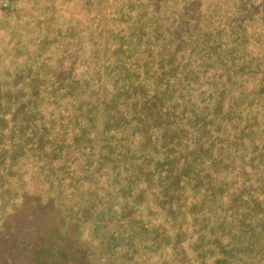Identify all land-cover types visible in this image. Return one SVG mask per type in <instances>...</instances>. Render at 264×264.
<instances>
[{
    "label": "rangeland",
    "instance_id": "obj_1",
    "mask_svg": "<svg viewBox=\"0 0 264 264\" xmlns=\"http://www.w3.org/2000/svg\"><path fill=\"white\" fill-rule=\"evenodd\" d=\"M9 2V10L0 7V264H35L31 254L39 248L42 264H49V259L50 264H61V259L52 258L59 248L69 255L62 258L64 264H211L210 259L196 254V243L205 251L211 245L209 239L217 237L216 245L226 247L236 235L240 236L238 242L247 244L248 234L235 231L247 229L248 223H258L262 217L227 210L232 194L240 192L239 185L230 187L219 206L207 207L199 192L193 199L182 197L177 205L163 208L159 201L165 199L157 190L146 191L137 200L136 193L147 187L146 182L131 184L128 189L130 166L125 154L115 165L97 168L87 153L88 148L105 145L103 140L96 142L97 125L110 111L108 102L117 91L113 88L120 89L115 87L116 70L119 73L128 67L145 73L147 63L159 66L172 53H176L173 59L181 72L194 78L183 92V102H200L209 94L213 102L214 91L222 87L218 85L221 67H232L239 77L243 71L246 76L242 79L252 73L250 80L234 82L244 89L260 84L261 94L254 97L250 109L241 97L235 101L240 116L254 117L255 139L263 143L264 0ZM224 54L234 57V62L226 64ZM217 56L221 61L216 62ZM258 68L262 75L254 76L260 73ZM28 69L34 75L25 74ZM142 73L140 77L147 76ZM34 78L33 84L30 79ZM20 79L25 82L18 83ZM222 99L225 111L220 117L236 103L228 95ZM82 127L87 132L84 153L76 151L70 140ZM132 129L137 126H129L125 133L122 128L109 132L122 137L118 144L122 152L145 143L136 133L130 136ZM232 129L224 126L220 139L229 138L227 132ZM32 131L24 150L23 139ZM40 138L63 144L58 149L54 145L52 149L50 143L43 146L53 151L47 157L37 147ZM92 155L97 157L96 152ZM249 157L247 154L244 163L236 162L233 176H240L243 164L246 171L263 174L261 168L245 166ZM224 171L228 173L226 168ZM213 177L219 180L217 175ZM252 183L248 192L241 191L244 197L247 193L261 195L256 179ZM129 191L132 197L126 195ZM189 222L194 230L187 229ZM256 233L253 248L261 247L262 262L264 228ZM168 235L171 245L156 250L154 244L164 243Z\"/></svg>",
    "mask_w": 264,
    "mask_h": 264
},
{
    "label": "trees",
    "instance_id": "obj_2",
    "mask_svg": "<svg viewBox=\"0 0 264 264\" xmlns=\"http://www.w3.org/2000/svg\"><path fill=\"white\" fill-rule=\"evenodd\" d=\"M193 48H198L197 43L194 44ZM173 56H176V53L170 54L167 61L162 62L159 66H154L152 62L147 63L145 73L133 71V69L128 67H123V70H119V73L116 70L117 84L115 87L120 89L113 88L117 91L115 94L112 93V97L108 102L110 111L104 114L103 121L97 125L96 136L98 138L96 142L99 144L103 140L105 145L96 148V151L88 148V160L91 163H97V168H99L105 165H115L116 162L120 161L121 154H125L124 156H126L130 166L131 181L128 189H130L131 184L137 185L146 182L147 187L136 193L137 200L140 202L141 197L139 195L141 196L146 191L153 192L157 190V194L162 196V199H165L164 201H159L160 206L163 208L166 205H177V200H181L180 198L182 197L193 199L199 192L204 194L203 201L209 204L207 207L219 206L222 205V200L227 198L230 193L228 192L230 187L234 184L239 185L240 192L236 195L232 194L234 198L231 206L229 203L227 210L231 214L239 216L257 218L258 216L256 215H259L262 217L258 223L257 221L248 223L247 229H237L235 231V233H241L243 236L248 234L249 238L247 239L249 242L247 244L238 242L240 236L234 235L231 244L225 247L219 243L216 245L217 237H215L214 239H209L211 245L206 249L207 251H204V247L200 246V243L198 245L196 243L195 248L198 250H196V254L210 259L212 261L211 264H243L246 262L252 264L254 261H256L255 264H264V261H260L261 247L253 248V242L256 243L257 240L256 230L264 228V163H262V160L264 161V142L261 143L255 139L256 129L252 130V126L257 125V122H255L254 117L252 120V116H250V120L244 119L243 115L240 116L241 111L238 110L239 102L235 101L236 98L241 97L246 107L250 109L249 105L254 102L256 95L261 94L262 87L259 84L257 87L244 89L243 86L235 83L234 80L238 79L245 82L251 79L252 73L249 74V77L242 79L244 78L243 76H246V73L241 71L242 77H239L232 67L225 66L220 68L218 85L222 87L214 91L216 98L213 99V102H211L212 94L206 95L200 102H192L187 99L183 102L182 98L185 96L183 92L186 87L192 86L190 82L194 78L192 76L187 77L185 71L181 72ZM222 60L228 64L229 62H234L235 59L224 54L222 55ZM217 61H221L218 56L216 57ZM250 61L253 65L255 64L252 58ZM139 65L141 70H143L141 63ZM258 69L260 73H254V76L262 75L261 69ZM28 72L32 74L29 69L24 71L25 74ZM141 73L147 74V76L140 77ZM182 74H184L183 77ZM262 78L263 82L264 75ZM35 79H30V81L34 84ZM24 80L20 79L18 83H22ZM7 86H11L10 83ZM231 94L236 96L234 97ZM224 95H228L236 103H234V107H229L225 115L220 117L221 111H225L222 99ZM8 96L13 95L11 93ZM118 106L120 108L116 111ZM19 110L17 108L16 111L18 112ZM112 116L114 119H112ZM217 118L220 120L217 121ZM243 119L244 121H242ZM72 120L75 123L78 122L75 117ZM89 120L91 119L89 118ZM231 120L232 123L230 122ZM225 121L227 123L224 125ZM135 125L137 129H132L133 132L129 133L130 136H134L136 133L140 139L143 138L145 143H139L133 149H127L122 152L118 145L120 139L122 141V137H120V134L117 137V133L110 134L109 132L115 128H122L121 132L125 133L129 126L134 127ZM224 126H226V129H233L227 132V137L229 138L221 140L220 137L223 136L221 130ZM228 126L230 127L228 128ZM33 132L30 135H25L21 146L22 149L26 150L28 148V138L34 135ZM86 133V129L82 127L79 130V134L72 133L70 135L72 144L76 145V151L84 153L87 150H84L82 145L85 143L86 139L84 136ZM109 134L110 136H108ZM87 140L91 141L90 138ZM216 142L219 143V147H216L218 144ZM248 142H251L252 145L248 146ZM49 143L52 149V145L58 149L63 144L60 141L45 142L40 138L37 147H40V152L46 153L47 157L51 156L53 151L51 149H42V147ZM221 143L225 146H221ZM215 147L218 152L214 151ZM93 152L97 153V157L92 155ZM247 154L250 157L247 158L245 166L253 170L261 168L263 169V174L258 175L254 171L248 172L244 169L243 164L241 166L243 172L240 176H233L232 170L236 168V162L241 161L244 163ZM225 168L228 173L224 171ZM213 175H217L219 180ZM235 178H237V181ZM255 179L258 182L257 187L261 195L247 193V196L244 197L245 193L243 194L241 191L244 190L246 192ZM204 190L209 191V193ZM126 195H131V191ZM87 209L89 208L87 207ZM200 209L203 210V206ZM177 210H180L179 207H177ZM189 211H193V208H189ZM167 212L169 213L170 209ZM224 222L225 220L223 219V224ZM187 226V229L194 230L190 222L187 223ZM187 238L182 239L180 242L187 240ZM178 240H180L179 237ZM114 245L117 246V242ZM154 245L156 250L163 249L164 246L171 245V237L168 235L164 243L159 242ZM39 250L40 248L31 254L34 257L35 264H37V261H40L38 264H42ZM52 258L54 261L57 258L58 260L61 259L60 263L64 264L65 261L62 258L67 259L69 255L66 251L59 248L58 251L54 252ZM73 259L76 260V258ZM47 262L50 264L51 260L49 259Z\"/></svg>",
    "mask_w": 264,
    "mask_h": 264
},
{
    "label": "built area",
    "instance_id": "obj_3",
    "mask_svg": "<svg viewBox=\"0 0 264 264\" xmlns=\"http://www.w3.org/2000/svg\"><path fill=\"white\" fill-rule=\"evenodd\" d=\"M7 3H10L9 0H0V7L4 8L5 10H9L10 5H8Z\"/></svg>",
    "mask_w": 264,
    "mask_h": 264
}]
</instances>
